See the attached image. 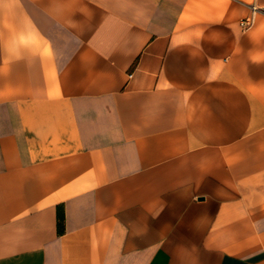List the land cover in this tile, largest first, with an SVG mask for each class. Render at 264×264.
I'll list each match as a JSON object with an SVG mask.
<instances>
[{
	"label": "crops",
	"instance_id": "obj_1",
	"mask_svg": "<svg viewBox=\"0 0 264 264\" xmlns=\"http://www.w3.org/2000/svg\"><path fill=\"white\" fill-rule=\"evenodd\" d=\"M0 264H264V0H0Z\"/></svg>",
	"mask_w": 264,
	"mask_h": 264
},
{
	"label": "trees",
	"instance_id": "obj_2",
	"mask_svg": "<svg viewBox=\"0 0 264 264\" xmlns=\"http://www.w3.org/2000/svg\"><path fill=\"white\" fill-rule=\"evenodd\" d=\"M63 230V215L60 210H57V231L61 232Z\"/></svg>",
	"mask_w": 264,
	"mask_h": 264
},
{
	"label": "built area",
	"instance_id": "obj_3",
	"mask_svg": "<svg viewBox=\"0 0 264 264\" xmlns=\"http://www.w3.org/2000/svg\"><path fill=\"white\" fill-rule=\"evenodd\" d=\"M250 21H251V18H246V19L241 21V25H243V26L247 25L248 23H250Z\"/></svg>",
	"mask_w": 264,
	"mask_h": 264
}]
</instances>
